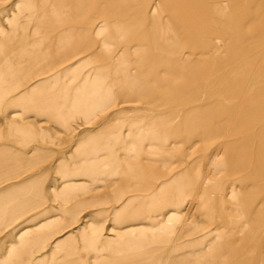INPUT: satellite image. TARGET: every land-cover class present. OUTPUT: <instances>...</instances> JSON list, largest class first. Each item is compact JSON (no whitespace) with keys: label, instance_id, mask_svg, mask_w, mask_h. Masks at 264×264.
<instances>
[{"label":"rangeland","instance_id":"1","mask_svg":"<svg viewBox=\"0 0 264 264\" xmlns=\"http://www.w3.org/2000/svg\"><path fill=\"white\" fill-rule=\"evenodd\" d=\"M115 1L0 0V87L16 81L12 100L0 102V148L25 150L26 161L38 162L0 193L11 194L8 206L21 205L33 199L25 191L37 181L42 198L0 216V264H264V0H122L125 10L113 9L121 4ZM178 1L187 8L178 9ZM30 43L48 67L27 81L19 77V49L30 52ZM37 84L53 92L47 103L62 102L59 112L72 104L71 114L58 116L67 121L35 117L15 103L18 87L26 93ZM101 85L115 98L102 112ZM125 92L133 103H121ZM148 126L154 137H140ZM21 127L41 128L42 136L25 138ZM115 143L126 147L112 157L105 147ZM125 166L148 177L128 180L122 198H150L124 209L144 219L114 225L113 210L130 205L117 196ZM64 182L85 190L70 185L76 195L61 198L70 188ZM159 203L167 208L156 210ZM73 206L80 207L65 213ZM56 214L49 227L47 217ZM39 220L45 225L37 234ZM62 228L68 232L53 234L33 258H15L24 233Z\"/></svg>","mask_w":264,"mask_h":264},{"label":"crops","instance_id":"2","mask_svg":"<svg viewBox=\"0 0 264 264\" xmlns=\"http://www.w3.org/2000/svg\"><path fill=\"white\" fill-rule=\"evenodd\" d=\"M115 2L118 3V1H115ZM119 2L121 4H119V5L117 4V5L113 6V9L125 10V8H127L126 6H124L125 3L122 0L119 1ZM178 5H179L178 9L185 10L187 8V6L185 5V2L178 1ZM141 18H143V17H140L139 19H141ZM129 24H132V22L130 21ZM129 24H127V25H129ZM164 40L168 41L169 39H164ZM162 47H164V46H162ZM5 76H6V79H8V74L7 73L5 74ZM3 77H4V75H3ZM101 83H102V81H101ZM13 84H16V81H13L12 84L1 83V87H0V102L3 99H9V101L12 100V98H10V95H11L10 94V90L13 89ZM17 86H19V83H18ZM19 89H22V90H21V92L19 91L18 97H16L14 101H15V103L17 102L18 106L25 113L26 110L28 111V109L26 108V106H28V104L26 102H24L25 99L22 98L23 95L25 94L24 93L25 92L24 91L25 88L23 89V87H21V88L18 87V90ZM39 89H41V84H37V85L33 86L29 91H31V90H35V91L37 90L38 91ZM120 96H121V99H122L121 103H133L132 96L130 95V92L129 93L125 92L124 94L121 93ZM103 97L106 98V99H104ZM114 100H115V98L113 97V92L111 93V92H108L106 90L102 91V85H101V103L103 104V106L101 104V112L103 111V109L106 106H108V105L111 106L112 102ZM30 101L32 102L33 105H32V107L30 108L29 111L33 112V116L38 117V118H41L43 116H47V117L52 118L51 120H53V118L54 119H59V120H61L62 123L64 121H67L66 117H64V119H63L61 117H58L59 115H57V114H43V113H41L40 110H36L35 109L36 106H40V103H38L35 99H32ZM83 107H84V109L82 110V115H88L90 113L89 112V108L87 107V105H83ZM80 115H81V113H80ZM162 116H164V115H161L158 118H160V119L164 118ZM166 116H169V114H167ZM18 129H19L20 135L25 137V138L34 139L35 137L42 136L41 128H39V133L35 132V130L31 129V128L21 127V128H18ZM139 131H137V132H139ZM141 132L142 133H141L140 137H144V138H145V136H147V138L154 137V134L156 133V131L151 130V129H149L148 131L147 130L146 131L143 130ZM116 144H118V143L111 144V146H109V147H105L106 148L105 151H107L110 154H112V157H114V151L113 150H116L117 148L123 149V148L126 147V145H123V144H121V145H116ZM29 145L30 144H28V145L26 144L25 147H27ZM36 152H38V151L36 150L35 153ZM39 153H43V151H39ZM24 155H25V150H15V149H10V148H0V186L4 185L6 181L19 178V176L22 175L21 174L22 171H25V170L30 169L32 167V166H29L27 164H33L35 166L38 163L37 159H35L34 162L33 161H31V162L26 161V159H25L26 156H24ZM59 162H62L63 164H66V166L64 168H71L72 161H69V160H66V159H60V161L58 160L57 163H59ZM82 162L86 163L87 159H85V160L83 159ZM87 165H88V163H86V165H83L82 168L87 167ZM101 167H103L102 163H101ZM119 171H121L123 173V178H124L123 185L119 189V191L117 192V196L119 197L118 199H120L119 201H121V204L123 203V201H125V202L126 201L127 202H130V201L138 202V201L148 200L150 198L148 195H146L147 197L141 196L139 198H136V197L131 196V197H128L126 199H123L122 198L123 194L125 192H128L127 191L128 187H129V185L127 184L128 180L136 181L138 179L147 178L148 175L147 174L145 175L143 172L140 171V169L134 168V167H126L125 166V167H122V169H120ZM102 173L103 172H101V174ZM65 174L68 175V172H66ZM71 174L74 175V176H77V175L86 176L83 172H81V174L80 173L73 174V172H72ZM63 185H69V186L72 185V187L75 186V185L76 186H80L79 189L81 188V186H84V184H72V183L71 184H67L65 182L63 183ZM148 185L152 186V185H154V183L153 182H151V183L149 182L148 184L144 185V187H142V188H145V190H148V187H149ZM27 186H29L28 191L27 190L25 191V188H23L22 191H23V193H24V191H25V193H27V192L33 193V195H32L33 199L31 201H29L27 203H24V204H21V205H15L16 203H11L8 206L6 204V200L8 198L7 196L11 195V194L8 193L6 190H4V191H2L0 193V196L2 198V202L4 204H6V205H4L3 203H1V206H0L1 214H0V216L1 215H3V216L4 215H9L10 216L11 214L12 215L13 214H17L19 211H25V210L29 209L31 206L34 208L35 204H37L40 201H42V198L40 196L41 195V189L39 188V186H40L39 183L37 181H33V182L29 183ZM72 187L70 186V188L68 189L69 191L64 189L63 192L60 193L61 196H62L61 198H67V197H72L73 195H76V194H74V191H72ZM134 191H137V190H131L130 192H134ZM76 207L79 208L80 206H73L71 208H68L67 211H65V213L68 212L69 209H72V210H69L70 212L71 211L75 212ZM121 209H123V207L122 208L120 207L117 210L114 209L115 211L113 210V212H112V216H113L112 220H113L114 225L116 224L115 220H114L115 219L114 215L117 214V212H119ZM46 213H49V212L45 211L44 214H46ZM42 215H43V213L41 212V213H36L34 216H35V218H38V216L40 218H42ZM66 216H68L69 218L74 217V213L73 214H69V215L66 214ZM56 219H57V214L55 216H52V217H47V220L45 221V223L49 224L48 226L50 227L52 225H55ZM39 221L40 222H39V224H37V227H36L37 231H35V233H37V234L41 233L42 232L41 230H43V228H39V227H41L40 225H45V224H43L42 220H39ZM129 224H131V223H129ZM129 224H124V225H129ZM119 226H121V225H119ZM65 232H68V229L62 228V229H59L57 231H53L52 230V231L46 232V234L34 235L33 237H28L27 232L24 233L23 235H21L22 238H21V240H19L20 242L14 243V246L18 248V253H17V256L15 258L16 259H18V258H23V259L33 258L37 254V252L41 251L43 248H45L48 245V243L50 242V240L54 236L53 234L56 235L58 233H65ZM62 245H61V247H63ZM59 249L61 251H63V253H64V250H62V248L59 247ZM2 250H3V246H2V244H0V261L4 262L5 258L4 257L2 258V256H1V251ZM53 254L55 256V251H54ZM69 254L70 253L66 254L65 257L67 258ZM73 263L74 262H71V261L65 262V264H73Z\"/></svg>","mask_w":264,"mask_h":264},{"label":"bare ground","instance_id":"3","mask_svg":"<svg viewBox=\"0 0 264 264\" xmlns=\"http://www.w3.org/2000/svg\"><path fill=\"white\" fill-rule=\"evenodd\" d=\"M41 2V1H40ZM114 2H115V0H114ZM113 3V2H112ZM42 5V4H41ZM41 5H39L38 4V6H40L41 7ZM43 9H41V11H42ZM158 10V9H157ZM216 10H218V8H217V6H215V8H214V11H216ZM41 11H38V12H41ZM219 11V10H218ZM217 11V12H218ZM157 12V11H156ZM41 15H44V13L42 14L41 13ZM139 15V14H138ZM155 15V14H154ZM141 17V16H140ZM143 17V16H142ZM157 18V17H156ZM159 29V28H158ZM120 30H122V31H125V32H132V29L130 28V27H124L123 29L121 28ZM119 30V31H120ZM151 33H153V29L151 30ZM169 34V33H168ZM165 35V34H164ZM160 38V37H159ZM163 40H164V38H162ZM165 42V41H164ZM160 44V43H159ZM173 44L175 45L176 43L175 42H173ZM29 45V44H28ZM30 45H33L34 46V48H30V52H28L29 50H27V48H26V46H23L21 49H19V53L21 54V55H24L23 57L24 58H22V61H21V69H20V72H19V77H20V79H25V77H26V80L28 81L29 80V78H31V79H34V78H36L37 76H40L41 74L42 75H44V70H45V68L46 67H48V65H47V63L45 62V61H48L47 59H42V54H38V46L36 45V44H33V43H30ZM161 45V44H160ZM163 45V44H162ZM32 46V47H33ZM68 48V47H67ZM32 49V50H31ZM69 49H72V48H69ZM167 49V48H166ZM72 51V50H71ZM145 51V50H144ZM143 51V52H144ZM42 53V52H41ZM10 61V59L8 60V62ZM52 61V60H51ZM164 61V60H163ZM45 62V63H44ZM53 62V61H52ZM195 62V61H194ZM49 64H50V60H49ZM4 66L3 67H6V66H8V63H4L3 64ZM166 67H167V65H166ZM171 69V68H170ZM167 72H168V68H167ZM40 73V74H39ZM15 73H11V76H12V78L11 79H14V80H16L17 79V75H15ZM167 77V76H166ZM162 78V77H161ZM165 78V77H164ZM171 79V78H170ZM42 86V85H41ZM261 89H264V88H261ZM40 90V89H39ZM35 91V90H31V91H27L24 95H23V99H25V101L24 102H26V101H30V100H32V99H35V97L37 98L36 99V101L38 102V103H40V106H36L35 107V109L36 110H40L41 111V113H43L42 111H44L45 113H50V114H57V115H61V114H71V113H69V111H66L67 109H71V107H73L72 106V104H69V106L67 107V108H63V110L61 111V112H59L61 109H60V107H62L61 105H62V102H60L59 100H56V101H52V102H49V103H47V97L48 96H51L52 94H53V92L52 93H49L48 95L47 94H45V93H43L42 91ZM66 94L67 93H61V95H58V97H61V98H65V96H66ZM74 94V93H73ZM78 95V94H77ZM81 95V98H82V96L84 95L83 93H81L80 94ZM109 95V94H108ZM104 98V97H103ZM104 99H106V98H104ZM220 101V100H219ZM55 103H57V106L55 105ZM76 103V102H75ZM78 104L80 103V100H79V102H77ZM48 104V105H47ZM102 104V103H101ZM76 105V104H75ZM83 105V104H82ZM81 106V105H80ZM102 106H103V104H102ZM32 106H26V108L28 109V110H30V108H31ZM77 108H78V105H77ZM76 108V109H77ZM78 110H79V108H78ZM77 110V111H78ZM80 110H81V107H80ZM72 111V110H71ZM75 111V110H74ZM74 111H73V113H74ZM85 112V111H84ZM65 114V115H66ZM170 125L172 126V125H174V123H170ZM152 126H153V124H152ZM171 128V127H170ZM149 129H151V130H154L153 129V127H149ZM113 138V137H112ZM117 139V138H116ZM118 141V140H117ZM160 140H157V141H155V143H157L156 145H158V142H159ZM116 142V141H115ZM120 142V141H119ZM118 142V143H119ZM109 145V144H108ZM116 145H118V144H116ZM151 149V148H150ZM161 150V149H160ZM81 189V191H83V190H85V189H83V187L82 188H80ZM131 202V203H130ZM129 203H130V205H128V207H126V208H123L122 210H121V212L120 213H122V215H116L115 216V222H118V223H122L123 225L124 224H129V223H133V222H138V221H140L142 218L144 219V217H141V216H138V214L140 213L139 211L137 212L136 210L134 211V212H131V211H124V209H130V208H132V207H135L136 206V204L135 203H133L132 201H130ZM167 207H173V206H176V204L175 203H173V202H171V201H168V202H165L164 203ZM164 204H162V203H159V205H158V208L156 209V210H162V209H166V208H163V205ZM155 210V211H156ZM154 214V211H153V213H152V215ZM160 214V213H159ZM171 214V213H170ZM176 214H174V216H175ZM148 217H149V215H147ZM147 216H145V217H147ZM171 220L172 221H175L176 220V217H172L171 218ZM134 224V223H133ZM113 241V240H112ZM258 241V240H257ZM141 242V241H140ZM263 242V241H262ZM109 243H112V242H109ZM108 243V244H109ZM137 244H139V242H135V241H133V242H131V244H130V247L132 248V250H139L140 248H141V246H137ZM263 245V244H262ZM109 248V247H108ZM250 253V252H249ZM261 256V255H260ZM158 258V257H157ZM74 264H83V263H77V262H75ZM114 264H127V263H125V262H123V261H117L116 263H114Z\"/></svg>","mask_w":264,"mask_h":264}]
</instances>
